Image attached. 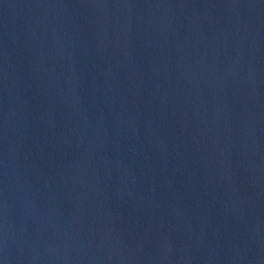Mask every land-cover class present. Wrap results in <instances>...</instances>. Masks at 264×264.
Instances as JSON below:
<instances>
[{
  "label": "water",
  "instance_id": "1",
  "mask_svg": "<svg viewBox=\"0 0 264 264\" xmlns=\"http://www.w3.org/2000/svg\"><path fill=\"white\" fill-rule=\"evenodd\" d=\"M0 264H264V0H0Z\"/></svg>",
  "mask_w": 264,
  "mask_h": 264
}]
</instances>
